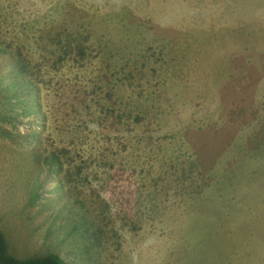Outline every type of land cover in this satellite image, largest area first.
Wrapping results in <instances>:
<instances>
[{"label": "rangeland", "instance_id": "374dc122", "mask_svg": "<svg viewBox=\"0 0 264 264\" xmlns=\"http://www.w3.org/2000/svg\"><path fill=\"white\" fill-rule=\"evenodd\" d=\"M0 231L18 259L264 264V0H0Z\"/></svg>", "mask_w": 264, "mask_h": 264}, {"label": "trees", "instance_id": "16d2710c", "mask_svg": "<svg viewBox=\"0 0 264 264\" xmlns=\"http://www.w3.org/2000/svg\"><path fill=\"white\" fill-rule=\"evenodd\" d=\"M77 51V50H76ZM84 55V51L79 49L77 56ZM18 73H28L26 71L25 60H19ZM25 71H23V67ZM0 264H66L58 255L55 254H45L34 257H27L23 259H18L12 256L8 251V243L4 237V234L0 231Z\"/></svg>", "mask_w": 264, "mask_h": 264}]
</instances>
